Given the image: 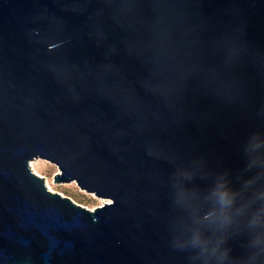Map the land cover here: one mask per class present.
<instances>
[{
  "label": "water",
  "instance_id": "1",
  "mask_svg": "<svg viewBox=\"0 0 264 264\" xmlns=\"http://www.w3.org/2000/svg\"><path fill=\"white\" fill-rule=\"evenodd\" d=\"M0 264H264V0H0Z\"/></svg>",
  "mask_w": 264,
  "mask_h": 264
},
{
  "label": "rangeland",
  "instance_id": "2",
  "mask_svg": "<svg viewBox=\"0 0 264 264\" xmlns=\"http://www.w3.org/2000/svg\"><path fill=\"white\" fill-rule=\"evenodd\" d=\"M36 159L30 161V167L32 169L31 163L34 162V168L39 174L33 169L32 171L39 176H42L44 178L45 184L46 181H48L54 192L60 193L62 196L69 197L75 203L80 204L89 210H94L96 207H100L103 204L110 202L107 199L97 197L93 193H88L85 190H81L75 182L56 183L54 181V176L59 172L57 166L45 159Z\"/></svg>",
  "mask_w": 264,
  "mask_h": 264
},
{
  "label": "bare ground",
  "instance_id": "3",
  "mask_svg": "<svg viewBox=\"0 0 264 264\" xmlns=\"http://www.w3.org/2000/svg\"><path fill=\"white\" fill-rule=\"evenodd\" d=\"M36 160H37V159H36ZM33 163H34V162L31 163L32 169H33L36 173H38V172L36 171V169L34 168ZM38 174H39V173H38ZM38 174H37V175H38ZM46 185H47V187H48V189H49L50 191H53V192H54V190L50 187L48 181H46Z\"/></svg>",
  "mask_w": 264,
  "mask_h": 264
},
{
  "label": "clouds",
  "instance_id": "4",
  "mask_svg": "<svg viewBox=\"0 0 264 264\" xmlns=\"http://www.w3.org/2000/svg\"><path fill=\"white\" fill-rule=\"evenodd\" d=\"M227 199H228L227 193L222 194L221 201L224 202V201H227Z\"/></svg>",
  "mask_w": 264,
  "mask_h": 264
}]
</instances>
